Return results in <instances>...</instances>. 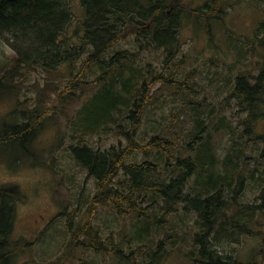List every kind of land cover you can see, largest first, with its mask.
Here are the masks:
<instances>
[{"label":"trees","instance_id":"trees-1","mask_svg":"<svg viewBox=\"0 0 264 264\" xmlns=\"http://www.w3.org/2000/svg\"><path fill=\"white\" fill-rule=\"evenodd\" d=\"M74 1L0 0V35L11 34L20 45L13 69L0 76V84L5 83L9 91L17 92V80L33 69L39 67L53 72L69 63L73 79L58 95L63 106L70 104L68 100L77 105L74 130L94 133L103 128L108 132V125H114L119 139V144L107 151L87 146L72 148L76 161L97 182L92 209L105 206L121 218L134 214L145 223L151 219L149 208H142L148 201L155 205L159 199L165 201L166 205L161 207L165 210L163 220L166 214L177 213L183 204L186 214L196 215V229L188 250L184 247L177 250L187 253L192 264H261L238 261L235 253L225 255L223 244L237 243L243 235H262L264 239V230H257L252 219L245 222L230 213L233 202L240 204L247 182L239 164L243 147L254 142L264 143L261 135L253 138L255 127L264 120V19L254 30L255 45L250 48L249 54L253 56L250 62L255 64L242 70L234 79L237 82L231 81L233 90L221 103L219 118L212 104L206 110L202 102L187 103L191 127L165 132L161 123L151 137L141 139L142 125L155 102L153 88L157 83L163 87L170 85L178 92L193 91V86L188 85L189 77L182 83L174 75L167 76L185 63L178 60L184 23L192 22L196 28L205 24L210 32L212 23L222 21L230 9L249 0H79L86 11L84 21L77 20ZM209 38L212 42V37ZM123 42L129 46L119 49ZM258 48L263 52L259 59L256 58ZM236 52L239 60L243 52V60L251 66L243 47ZM148 55L151 60L147 59ZM84 56L86 60L79 71L77 64ZM89 76L96 77L92 80ZM91 93L93 98L88 104L95 107V112L88 118H80L77 125L76 114ZM231 105L244 114L242 128L234 126L224 112ZM33 111L34 115L29 117L32 123L24 122L19 128L26 132L24 135L35 136L48 118L41 107ZM179 115L173 114L175 126L180 123ZM221 128L237 137L234 143L238 146L223 160L217 157L211 142V132L217 133ZM7 137L3 133L0 144ZM151 151L162 153L158 156L163 159L167 157L164 169L153 160L127 162L133 156ZM254 161H258V166L251 177L261 187L257 199L263 202L259 207L253 203L243 207L257 210L264 209V167L260 168L264 163V149ZM22 192L13 184L0 185V264H9L18 252L11 238L15 205L24 199ZM67 227L76 248L93 249L97 254L125 260V264H138L130 260L119 243L109 244V239H104L91 224L72 229L69 220ZM177 237L160 241L161 259L169 245L177 244ZM147 264H157V261Z\"/></svg>","mask_w":264,"mask_h":264},{"label":"rangeland","instance_id":"rangeland-1","mask_svg":"<svg viewBox=\"0 0 264 264\" xmlns=\"http://www.w3.org/2000/svg\"><path fill=\"white\" fill-rule=\"evenodd\" d=\"M259 4L264 8V0H249L236 5L222 21L212 23L210 32L205 24H201V29L196 28L198 26L192 22L184 23L180 35L182 51L178 60H185V63L180 70L167 76L174 75V79L182 83L189 77L188 85L193 86V91L178 92L170 85L163 87L157 83L153 88L155 102L151 104L142 125L141 139L151 137L150 134H154L161 123L165 132L191 127V111L187 108V103L202 102L206 110L212 104L216 106L219 118L221 103L233 90L234 83L231 81L242 70L252 68L255 64L250 62L253 56L249 53L250 48L255 45L252 42L254 30L264 19V10ZM73 8L77 20L84 21L86 11L79 0L74 1ZM128 46L127 42H123L119 49ZM241 47L248 52L247 59L251 66L243 60V52L239 60L236 49ZM19 49L18 39L13 35H0V76L13 69ZM115 51L116 48L110 55ZM262 55V49L258 48L256 58L259 59ZM147 59L152 58L148 55ZM85 60L86 56L78 62L79 71ZM89 77L93 80L96 76ZM72 79L71 66L68 63L53 72L39 67L33 69L17 80V92L9 91V86L5 83L0 84V137L3 133L8 135L0 144V185H16L22 189L24 195V199L15 205L16 218L11 240L17 246L18 252L9 264H125V260L119 261L114 255L104 256L93 249L76 248L71 243V234L67 227L69 220L73 224L72 229L91 224L104 239H109V244L119 243L125 254L130 256V260L138 264L152 261H157V264H192L187 253L177 250L180 247L188 250L196 229V215L186 214L183 204L179 205L177 213L166 214L163 220L165 210L161 207L166 205L165 201L159 199L158 205L148 201L142 208H149L151 219L145 223L134 214L121 218L112 208L105 206L92 209L98 192L97 182L76 161L72 148L87 146L107 151L116 147L119 139L116 137L114 125H108V132L103 128L94 133L74 130L73 116L77 105L68 100L71 105L63 106L58 95ZM92 96L91 93L85 97L83 102L86 104L77 112V125H80V118H88L95 112V107L88 104ZM39 107L48 116L47 120L35 136L24 135L26 132L19 129L21 124L32 123L29 117ZM224 112L234 126L242 128L240 123L245 117L238 112L236 106L231 105ZM174 113H180V123L177 126L173 125ZM254 132V139L259 135L264 137L263 119ZM235 139L237 137H233L227 129L211 132L212 147L220 160L238 147L234 143ZM245 147L239 159L243 175L247 178L240 199L242 205L240 207V204L232 201L234 205H230V213L238 215L245 222L252 219L254 227L262 232L264 209L253 210L243 206L253 203L259 207L263 202L262 199H257L261 187L251 175L258 166V161L254 160L261 156L264 143L254 142ZM158 154L162 153L151 151L133 156L127 162L153 160L160 169H164L168 163L167 157L163 159ZM263 167L264 163L260 168ZM197 179L196 176L195 183ZM228 201L231 202V199ZM170 236H178V242L176 245H169L161 259L163 249H159L160 241L167 240ZM241 239L237 243H224L225 255L235 253L238 261L243 263L264 264L263 236L243 235Z\"/></svg>","mask_w":264,"mask_h":264}]
</instances>
